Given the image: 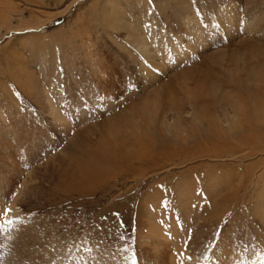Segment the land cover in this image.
Returning <instances> with one entry per match:
<instances>
[{
  "label": "rangeland",
  "instance_id": "obj_1",
  "mask_svg": "<svg viewBox=\"0 0 264 264\" xmlns=\"http://www.w3.org/2000/svg\"><path fill=\"white\" fill-rule=\"evenodd\" d=\"M131 1L0 0V264H264V0Z\"/></svg>",
  "mask_w": 264,
  "mask_h": 264
},
{
  "label": "bare ground",
  "instance_id": "obj_2",
  "mask_svg": "<svg viewBox=\"0 0 264 264\" xmlns=\"http://www.w3.org/2000/svg\"><path fill=\"white\" fill-rule=\"evenodd\" d=\"M105 1V0H104ZM44 2V1H43ZM133 0L128 4L127 3V8H129V9H133L134 7H135V5H136V3L134 2V4H133ZM105 3V2H104ZM114 3V2H113ZM138 3V2H137ZM106 7V6H105ZM103 8V7H102ZM113 9V8H112ZM115 9V8H114ZM123 9V8H122ZM110 12V11H109ZM113 13V12H112ZM113 14H115V13H113ZM112 15V14H111ZM121 16V15H120ZM112 18V17H111ZM121 19H122V17H121ZM113 20H115V19H113ZM121 21V20H120ZM119 21V22H120ZM190 22V21H189ZM111 23V22H110ZM132 23V22H131ZM121 24V23H120ZM105 26H107V25H105ZM118 26H116V28H117ZM199 28V27H198ZM121 29V28H120ZM128 29H130V31H131V27H129ZM196 29V28H195ZM117 30V29H116ZM198 30V29H197ZM151 31V30H150ZM153 31V30H152ZM199 31V30H198ZM133 32V31H132ZM136 33V32H135ZM139 33V32H138ZM152 33V32H151ZM137 34V33H136ZM144 34V33H143ZM130 36V35H129ZM138 36V35H137ZM133 37V36H132ZM131 37V38H132ZM137 38V37H136ZM140 40H139V44H138V49H137V51H138V53H139V55H141V57H143V60H147L148 62L149 61H151L152 59L154 60V51H152L151 49H150V47H149V42L147 43L144 39L143 40H141V38H139ZM136 41V40H135ZM163 52V51H162ZM161 52V53H162ZM174 53V52H173ZM164 54V53H163ZM158 56V55H157ZM162 56V55H161ZM165 57V56H164ZM163 58V57H162ZM156 60V59H155ZM162 65V64H161ZM160 66V65H159ZM167 67V66H166ZM160 68V67H159ZM163 69V68H162ZM147 72V71H146ZM145 72V73H146ZM152 73V72H151ZM153 77V76H152ZM152 80V79H151ZM153 81V80H152ZM52 110V109H51ZM52 115H54V113L52 112ZM259 115V114H258ZM257 115V116H258ZM177 116H179V115H177ZM238 116V115H237ZM232 117V116H231ZM229 118H230V115H229ZM233 120H235V116H233ZM238 119V118H237ZM240 119V118H239ZM62 120V119H61ZM167 120V119H166ZM246 120V119H245ZM256 120V119H255ZM264 120V119H263ZM163 121V120H162ZM261 121V120H260ZM51 122V121H50ZM234 123V122H233ZM166 124V123H165ZM250 124V123H249ZM258 124V123H257ZM236 126H238V125H236ZM242 126V125H241ZM243 126H244V124H243ZM259 126V125H258ZM12 127V126H11ZM250 127H251V125H250ZM261 127V126H260ZM229 128V127H228ZM233 128V127H232ZM225 129V128H224ZM252 129H254V127L252 128ZM259 129V128H258ZM18 129H15V131L16 132H14L13 133V135H12V140L13 141H17L18 140V136H19V132L17 131ZM227 130H230V129H227ZM261 130V129H260ZM223 131V130H222ZM237 131V130H236ZM262 131V130H261ZM264 133V132H263ZM4 134V133H3ZM221 134H222V132H221ZM242 134V133H241ZM246 134V133H245ZM248 134V133H247ZM28 135H30V134H28ZM5 136H7V134L5 133ZM241 136V135H240ZM239 136V137H240ZM262 136H263V134H262ZM5 138V137H4ZM10 138V137H9ZM238 139V138H237ZM255 141V140H254ZM253 141V142H254ZM22 142V141H21ZM262 142V141H261ZM260 142V143H261ZM4 145V140H0V147H2ZM242 145V144H241ZM22 146V145H21ZM243 146V145H242ZM5 148V147H4ZM23 147H16L15 148V150L19 153V152H21V149H22ZM31 148V147H30ZM33 148V147H32ZM29 149V148H28ZM34 149V148H33ZM36 150V149H35ZM29 151V150H28ZM3 152V151H2ZM4 153V152H3ZM16 155V154H15ZM19 156V155H18ZM21 156V155H20ZM9 157V156H8ZM16 157H17V155H16ZM1 165V164H0ZM4 165V164H3ZM6 165V164H5ZM1 169V168H0ZM1 172H2V170H0ZM4 174V173H3ZM2 174V175H3ZM264 174V173H263ZM263 176V175H262ZM5 177V176H4ZM264 178V177H263ZM1 179V178H0ZM3 179H5V178H3ZM2 180V179H1ZM242 181V180H241ZM0 182H2V181H0ZM7 182V181H6ZM5 182V183H6ZM4 183V184H5ZM8 183V182H7ZM6 183V184H7ZM260 183V182H259ZM262 183V182H261ZM2 186H3V183H2ZM7 186H9V185H7ZM262 186V185H261ZM259 187V186H258ZM263 187H264V184H263ZM3 188V187H2ZM9 188V187H8ZM92 189V188H91ZM90 189V190H91ZM262 189V188H261ZM63 190V189H62ZM68 190V189H67ZM258 190V189H257ZM260 193V192H259ZM2 195H4V194H2ZM259 195V194H258ZM262 209V208H261ZM260 210V209H259ZM17 211H15V213H16ZM17 215V214H16ZM13 217V216H12ZM16 224V223H15ZM8 226H10V225H7V227ZM9 228V227H8ZM24 229V228H23ZM28 229H30L29 227H28ZM16 230V229H15ZM32 230V229H31ZM30 230V231H31ZM41 231V230H40ZM6 232V231H5ZM9 232V231H8ZM18 232H19V230H18ZM43 232V231H42ZM10 233V232H9ZM20 233H22V232H20ZM1 234V233H0ZM5 234V233H4ZM17 234H19V233H17ZM42 234V233H41ZM6 235V234H5ZM24 236V235H23ZM4 237V236H3ZM8 237H9V235H8ZM5 238V237H4ZM22 238V237H21ZM24 238V237H23ZM41 238V237H40ZM43 238V237H42ZM7 239V238H6ZM3 240V239H2ZM10 239H8V241H9ZM31 240V239H30ZM45 240H47V239H45ZM44 240V241H45ZM6 241V240H5ZM16 241H17V239H16ZM20 241V240H19ZM48 241V240H47ZM46 241V242H47ZM9 242H11V241H9ZM8 242V243H9ZM58 242V241H57ZM22 243V242H21ZM59 243V242H58ZM64 243H65V241H64ZM69 243V242H68ZM48 244V243H47ZM34 245V244H33ZM53 245V244H52ZM51 245V246H52ZM66 245H68V244H66ZM11 247V246H10ZM67 247V246H66ZM4 248V247H3ZM18 248V247H17ZM53 248V247H52ZM56 248H59V247H56ZM11 249V248H10ZM13 249V248H12ZM27 250V249H26ZM43 250V249H42ZM1 252V251H0ZM31 252V251H30ZM12 254H13V251H12ZM40 255V254H39ZM87 255V254H86ZM13 256V255H12ZM11 256V257H12ZM8 257V256H7ZM14 257V256H13ZM36 257V256H35ZM9 258V257H8ZM43 258V257H42ZM4 259V258H3ZM6 259V258H5ZM63 259H66V258H62V260ZM16 260V259H15ZM28 260V259H27ZM85 260H86V258H85ZM29 261V260H28ZM67 261V260H66ZM65 261V262H66ZM82 261V260H81ZM33 262V261H32ZM45 262H46V260H45ZM51 262V264H54V261H53V259L50 261ZM64 262V263H65ZM4 263V262H3ZM11 263V262H10ZM15 263V262H14ZM23 263V262H22ZM36 263V262H35ZM40 263V262H39ZM44 263V262H43ZM67 263V262H66ZM187 263V262H186ZM188 263H190V262H188ZM12 264V263H11ZM16 264H20V263H16ZM33 264H34V262H33ZM41 264V263H40ZM55 264H57V263H55Z\"/></svg>",
  "mask_w": 264,
  "mask_h": 264
},
{
  "label": "snow or ice",
  "instance_id": "obj_3",
  "mask_svg": "<svg viewBox=\"0 0 264 264\" xmlns=\"http://www.w3.org/2000/svg\"><path fill=\"white\" fill-rule=\"evenodd\" d=\"M128 87V85H126V88ZM131 87H135V85H131ZM11 212V209L10 208H5L4 209V211H3V213H2V215H3V217H7L8 216V214ZM115 215H119L118 213L117 214H115ZM105 220L107 219V217H105L104 218ZM14 223H16V221H14V220H8V219H5L4 221H3V223H0V232H4V231H7V228H6V225H10V224H14ZM120 239H124V237L123 236H121V237H119ZM103 241H101V243H102ZM124 251H127V249H124ZM179 255H183V253H179ZM189 259H191V257H188Z\"/></svg>",
  "mask_w": 264,
  "mask_h": 264
}]
</instances>
